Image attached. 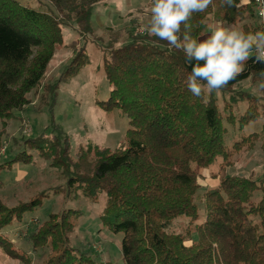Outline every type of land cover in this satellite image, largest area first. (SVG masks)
Wrapping results in <instances>:
<instances>
[{
	"label": "trees",
	"instance_id": "obj_1",
	"mask_svg": "<svg viewBox=\"0 0 264 264\" xmlns=\"http://www.w3.org/2000/svg\"><path fill=\"white\" fill-rule=\"evenodd\" d=\"M104 1L48 0L52 8L46 10L21 0H0V119L4 123L32 104L30 96L41 89L58 50H70L73 57L58 82L45 87L54 99L59 84L89 64L86 47L66 43L63 27L76 24L85 39L93 33L94 6ZM236 4L228 7L213 0L206 12L194 13L193 38L199 40L210 17L228 25L243 23L246 33L264 31L257 0H236ZM190 70L182 51L169 50L166 42L148 35L132 34L130 43L109 51L104 71L111 91L103 107L118 109L130 125L127 141L115 149L89 145L76 161L68 136L54 126L52 132L23 140L24 150L2 162L5 132L1 131L0 174L16 164L33 165L40 158L62 170L66 185L14 207L0 201V250L31 264L29 254L16 247L4 228L23 223L43 206L50 192L71 196L82 189L95 203L106 194L103 227L123 234L124 264H264V171L259 181L223 176L202 197L197 171L217 163L221 169L233 167L235 156L245 147L254 149L262 142L264 148V125L259 133L245 134L263 117L264 90L260 98L245 92L231 96V103L240 98L249 106L237 117L228 103L225 117L213 93L198 98L187 90ZM261 72L264 64L250 58L246 70L220 91L232 93L245 81L260 82ZM225 122L239 132V140L232 144L226 139ZM89 155L96 163L91 173L84 174L81 166ZM200 197L206 212L203 220ZM81 215L73 209L52 213L26 236L34 250L48 248L43 264H113L96 261L88 250L72 246L71 235ZM184 218L186 230L176 232L174 224Z\"/></svg>",
	"mask_w": 264,
	"mask_h": 264
},
{
	"label": "rangeland",
	"instance_id": "obj_2",
	"mask_svg": "<svg viewBox=\"0 0 264 264\" xmlns=\"http://www.w3.org/2000/svg\"><path fill=\"white\" fill-rule=\"evenodd\" d=\"M21 1L36 8L46 10L52 8L48 0ZM151 5L152 0H105L97 3L93 10V33L85 39L80 36L76 24L69 23L63 27L65 42L68 44L77 42L85 46L90 62L74 77L59 84L54 99L45 87L48 88L58 82L73 57L70 50L62 49L56 52L41 89L30 96L32 104L26 112L17 113L18 118L11 119L7 123L0 119V132H5L1 149L2 162L11 160L24 150L23 140L36 138L44 131L52 132L54 126L60 127L68 136L72 144V157L76 161L82 149L89 145L115 149L127 141L129 120L121 116L118 109L107 111L103 107L111 91L104 71L105 56L112 48L130 43L132 34L147 35L141 29L147 22ZM218 22L220 21L210 17L207 28L199 40L206 39ZM223 25L234 26L244 31L243 23L236 26L225 23ZM258 84L259 82L248 80L237 85L232 93L213 92L224 116H227L228 112L224 108L231 103V96L245 92L260 98L262 90L258 88ZM231 104L237 117L245 113L249 106L246 100L240 98L237 103ZM263 125L264 114L261 120L245 129V134L259 133ZM225 126L228 130L226 138L228 142L232 144L239 140L237 128L234 129L228 122H225ZM262 145L263 143L259 142L254 149L245 147L235 156L233 167L221 169L220 164L217 163L207 170L197 168L201 185L198 195L202 197L208 190L217 187L220 179L226 175L252 177L259 181L264 171ZM95 163L94 155L86 157L81 166L82 173H91ZM65 185L66 180L62 176V170L52 168L50 162L44 159L36 158L33 165L16 164L12 169L0 174V201L9 207H14L32 200L42 191L54 190ZM201 197L198 205L203 220L206 212ZM260 197L259 193L254 201L258 202ZM105 205L106 194H102L95 203L83 194L82 189H78L76 194L71 196L67 193L50 192L42 207L28 214L23 223L7 226L3 232L14 241L17 248L29 254L31 264H43L49 252L48 248L34 250L26 236L47 221L52 213L65 209L79 210L82 215L77 220L76 229L71 235L72 246L88 250L96 261L124 264L123 234L112 233L103 227L101 215ZM187 225L188 220L184 218L178 220L173 228L176 232H184ZM0 264L25 263L9 258L0 250Z\"/></svg>",
	"mask_w": 264,
	"mask_h": 264
},
{
	"label": "clouds",
	"instance_id": "obj_3",
	"mask_svg": "<svg viewBox=\"0 0 264 264\" xmlns=\"http://www.w3.org/2000/svg\"><path fill=\"white\" fill-rule=\"evenodd\" d=\"M212 3L213 0H152L141 29L149 37L166 42L169 50L183 52L191 68L185 81L187 90L198 98L226 88L246 70L250 58L264 64V31L246 33L218 22L206 39L193 38V14L206 12ZM222 3L239 6L236 0ZM258 88L264 90V79Z\"/></svg>",
	"mask_w": 264,
	"mask_h": 264
},
{
	"label": "built area",
	"instance_id": "obj_4",
	"mask_svg": "<svg viewBox=\"0 0 264 264\" xmlns=\"http://www.w3.org/2000/svg\"><path fill=\"white\" fill-rule=\"evenodd\" d=\"M257 14L264 26V0H257Z\"/></svg>",
	"mask_w": 264,
	"mask_h": 264
}]
</instances>
